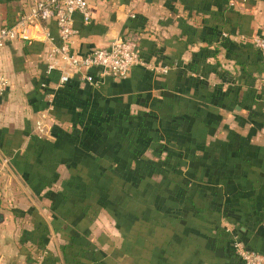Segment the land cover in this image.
<instances>
[{"label": "crops", "instance_id": "0c3cea01", "mask_svg": "<svg viewBox=\"0 0 264 264\" xmlns=\"http://www.w3.org/2000/svg\"><path fill=\"white\" fill-rule=\"evenodd\" d=\"M32 2L0 0V26ZM88 4V23L74 16L76 53L134 31L140 58L166 72L134 66L119 79L87 69L59 86V70L45 74L47 45L2 49L0 256L241 264L236 245L264 253V60L251 44L264 37V0Z\"/></svg>", "mask_w": 264, "mask_h": 264}, {"label": "built area", "instance_id": "2783aa9c", "mask_svg": "<svg viewBox=\"0 0 264 264\" xmlns=\"http://www.w3.org/2000/svg\"><path fill=\"white\" fill-rule=\"evenodd\" d=\"M80 15L84 23H88L91 12L88 0H33L27 11L20 13L11 25L0 26V53L10 42L41 43L47 45V65L45 74L59 70L58 85H65L72 73L87 69H95L97 76H111L124 79L134 66H141L166 72L160 67H151L140 58L137 34L129 31L125 37L111 41L106 47H95L87 53L79 54L72 49L73 39L78 34L74 26V16ZM55 24V36L47 26V21ZM264 60V37L255 35L251 39ZM57 61L59 62H56ZM89 84L95 85L97 80L90 75L82 77ZM44 85V84H43ZM8 87V77L0 67V97ZM46 114L36 121L39 134H46ZM241 264H264V253L236 245ZM0 264H13L0 256Z\"/></svg>", "mask_w": 264, "mask_h": 264}, {"label": "trees", "instance_id": "16d2710c", "mask_svg": "<svg viewBox=\"0 0 264 264\" xmlns=\"http://www.w3.org/2000/svg\"><path fill=\"white\" fill-rule=\"evenodd\" d=\"M252 44V43H251ZM252 46H253V44H252ZM254 47V46H253ZM256 50H258V49H256ZM63 88V87H62ZM62 88H58V90H57V94L59 93V92H61L63 89ZM82 125H84L83 127L85 128V126H86V128H88L89 126H87V123L86 124H82ZM88 125H92L91 123H88ZM93 126H95V129H94V132H92L91 131V133H93V134H90V136L93 138V139H96L97 137H96V135L94 134L95 133V130L96 129H98V127L100 126V125H93ZM91 127V126H90ZM83 128V129H84ZM54 129H56L55 131L56 132H62V133H65L64 131H62L61 129H59V128H54ZM83 129H82V131H83ZM89 130V129H88ZM86 132V131H85ZM66 134L67 135H71V136H73L74 137V140H76L77 139V135L79 134V129L78 128H74L73 127V129H72V131L71 132H68V131H66ZM78 138H80V137H78ZM81 139V138H80ZM35 140H41V139H39V137H35ZM73 140V139H72ZM132 169H128V171H127V175L129 176V175H131L133 172H135L136 174H139L140 173V171L139 170H136V171H131Z\"/></svg>", "mask_w": 264, "mask_h": 264}]
</instances>
